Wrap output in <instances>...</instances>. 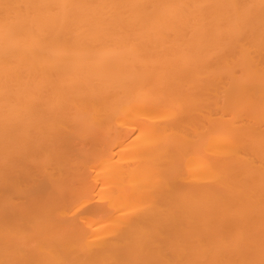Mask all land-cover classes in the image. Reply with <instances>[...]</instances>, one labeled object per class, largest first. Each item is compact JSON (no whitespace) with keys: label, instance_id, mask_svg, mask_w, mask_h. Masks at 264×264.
<instances>
[{"label":"bare ground","instance_id":"6f19581e","mask_svg":"<svg viewBox=\"0 0 264 264\" xmlns=\"http://www.w3.org/2000/svg\"><path fill=\"white\" fill-rule=\"evenodd\" d=\"M0 264H264V0H0Z\"/></svg>","mask_w":264,"mask_h":264}]
</instances>
